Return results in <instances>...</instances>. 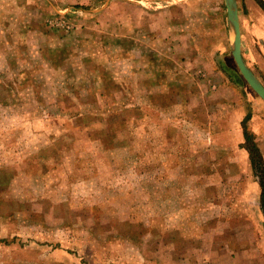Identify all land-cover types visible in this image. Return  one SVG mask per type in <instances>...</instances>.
<instances>
[{
	"label": "rangeland",
	"instance_id": "rangeland-1",
	"mask_svg": "<svg viewBox=\"0 0 264 264\" xmlns=\"http://www.w3.org/2000/svg\"><path fill=\"white\" fill-rule=\"evenodd\" d=\"M236 1L264 85V0ZM233 42L225 0H0V264H255Z\"/></svg>",
	"mask_w": 264,
	"mask_h": 264
},
{
	"label": "water",
	"instance_id": "water-1",
	"mask_svg": "<svg viewBox=\"0 0 264 264\" xmlns=\"http://www.w3.org/2000/svg\"><path fill=\"white\" fill-rule=\"evenodd\" d=\"M225 4L229 24L233 30L234 42L231 45V52L234 60L247 84L264 101V85L249 67L242 54V33L237 1L225 0Z\"/></svg>",
	"mask_w": 264,
	"mask_h": 264
},
{
	"label": "trees",
	"instance_id": "trees-1",
	"mask_svg": "<svg viewBox=\"0 0 264 264\" xmlns=\"http://www.w3.org/2000/svg\"><path fill=\"white\" fill-rule=\"evenodd\" d=\"M238 78L237 82L243 84V80ZM249 117L246 118L248 120ZM245 140L247 145V151L249 152L251 156V162L253 164V167L255 169V172L257 174L259 184L261 186V197H260V204H261V210L264 215V160L262 153L260 152L259 148L257 147V144L253 138L252 135H250L246 129H245Z\"/></svg>",
	"mask_w": 264,
	"mask_h": 264
},
{
	"label": "crops",
	"instance_id": "crops-1",
	"mask_svg": "<svg viewBox=\"0 0 264 264\" xmlns=\"http://www.w3.org/2000/svg\"><path fill=\"white\" fill-rule=\"evenodd\" d=\"M257 76V75H256ZM256 117V116H255ZM253 122V121H252ZM251 122V123H252ZM254 123V122H253ZM258 123L256 122V120H255V126H257V127H259V124L257 125ZM259 136H258V138H256V141L259 143ZM249 165V164H248ZM255 186L257 187V190L259 189L258 188V184L256 183V181H255ZM258 192V191H257ZM259 193V192H258ZM260 194V193H259ZM258 195V194H257ZM259 198H260V195L258 196ZM259 198H258V200H259ZM256 203L258 204L259 203V201H257L256 200ZM258 208V207H257ZM259 210V209H258ZM246 238H249L250 240H251V238L250 237H246ZM245 255H247L246 257L248 258V259H252L254 262H255V264H264V256H263V254H264V251H263V254L260 252V250L259 249H256L255 248V253H252V252H243ZM250 253V258L248 257V254ZM242 257H243V255H242Z\"/></svg>",
	"mask_w": 264,
	"mask_h": 264
}]
</instances>
